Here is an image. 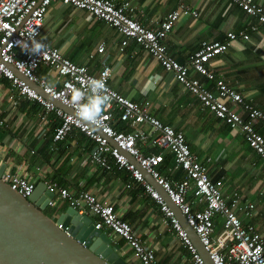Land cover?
<instances>
[{"label": "crops", "instance_id": "obj_1", "mask_svg": "<svg viewBox=\"0 0 264 264\" xmlns=\"http://www.w3.org/2000/svg\"><path fill=\"white\" fill-rule=\"evenodd\" d=\"M126 1L130 14L147 28H156L180 3L198 12L197 18L181 16L164 41L167 55L179 63H186L202 42H223L228 33L245 32L249 22L256 21L226 0ZM254 2L264 10V0ZM43 36L64 57L86 66L91 73L107 65L113 90L134 102H148L156 118L182 132L191 151L207 166L211 180L221 182L220 191L225 199L231 202L238 197L239 206H254L250 217L240 212L239 217L264 234V171L258 156L243 141L241 130L230 129L203 109L171 73L133 41L120 51L121 35L85 11L53 2L45 16ZM100 46L104 48L102 53L97 52ZM209 66L216 79L223 80L246 102L264 112V28L250 33L248 41L238 37ZM38 76L49 83L54 81L51 70L44 67L39 69ZM195 76L213 89L214 82ZM40 113L36 102L18 96L8 81L0 80V118L10 125L8 130L0 131V157L7 165L5 172L27 175L42 194L47 190L45 183L52 181L74 193L89 192L99 201L114 205L141 241L153 249L157 264H193L177 234L143 188L136 183L131 189L125 188L129 181L127 172L115 166L105 170L93 165L89 157L93 144L77 130L60 144L53 143L58 120L51 115L44 123ZM114 127L132 131L119 121L114 122ZM137 129L147 135L146 142L139 145L141 151L146 155L160 153L151 144V129L147 125ZM258 131L264 136V125L259 124ZM162 153L170 159L167 168L162 165V175L172 183L179 181L182 172L175 169L169 152ZM188 200L193 202L194 209L203 208V202L193 195ZM46 208L54 215L55 209L62 212L68 205L59 202L56 208ZM84 215L93 223L97 221L88 211ZM221 231L222 220L216 217L214 232ZM102 232L126 264H140L123 240L107 229Z\"/></svg>", "mask_w": 264, "mask_h": 264}, {"label": "built area", "instance_id": "obj_2", "mask_svg": "<svg viewBox=\"0 0 264 264\" xmlns=\"http://www.w3.org/2000/svg\"><path fill=\"white\" fill-rule=\"evenodd\" d=\"M226 1L256 21H250L245 32L228 33L223 42H202L186 63H179L167 55L164 41L181 16H199L195 9L186 4L180 3L156 28H147L130 14V4L126 0H0V80L8 81L18 96L36 102L41 108L39 116L44 123L51 115L57 118L53 143L60 144L73 130H77L93 144L89 153L93 165L105 170L115 166L127 172L129 181L125 188L131 189L134 183L143 188L177 234L193 264L205 263L163 197L144 179L142 171L155 180L180 210L213 264H264V234L251 224L243 223L239 217V212L250 217L254 206H239L238 197L228 202L220 191L221 182L211 180L207 166L191 151L182 132L156 118L148 102H134L110 87L111 70L107 65L103 64L97 73H91L86 66L64 57L43 36L45 16L53 2L89 13L121 35L120 51L133 41L150 54L164 71L171 73L203 109L230 129L241 130L243 141L258 156L264 171V136L258 131L259 124L264 125V112L246 102L223 80L216 79L209 66L210 61L227 52L238 37L248 41L250 33L264 28V10L254 0ZM33 39L44 45L39 55L26 53L16 43L23 40L31 44ZM103 51V46L97 49L98 53ZM42 67L51 70L53 83L38 76ZM13 69L45 94L85 118L87 123L45 100L21 81ZM195 75L214 82L213 89H208ZM116 121L126 124L132 131L116 130ZM140 125H147L151 129V144L160 149V153L146 155L141 151L139 145L146 142L147 135L137 129ZM9 128L8 121L0 118V131ZM109 140L116 146L111 145ZM162 152H169L175 169L182 172L179 181L172 183L162 175L165 159ZM128 156L133 162L129 161ZM36 170L39 171L38 168ZM2 180L25 198L35 189L34 182L27 175L4 172ZM45 184L47 190L54 194L46 207L56 208L59 202H65L81 215L88 211L97 219L95 229H107L123 240L140 264H157L153 249L141 241L131 226L118 215L113 204L99 201L86 191L74 193L53 181ZM190 195L203 202L202 209L192 207L193 202L188 200ZM216 217L222 220L220 234L214 232Z\"/></svg>", "mask_w": 264, "mask_h": 264}, {"label": "water", "instance_id": "obj_3", "mask_svg": "<svg viewBox=\"0 0 264 264\" xmlns=\"http://www.w3.org/2000/svg\"><path fill=\"white\" fill-rule=\"evenodd\" d=\"M12 71L55 107L87 123L85 118L45 94L20 72ZM109 142L116 146L112 140ZM128 159L133 162L131 157L128 156ZM6 167L0 157V264H126L111 247L110 239L102 230L95 229L90 217L79 214L72 207L62 212L55 209V214L49 216L44 210L54 194L48 190L42 194L35 188L29 197L21 196L2 180ZM142 173L144 179L163 197L204 263L213 264L180 210L155 180L146 172Z\"/></svg>", "mask_w": 264, "mask_h": 264}, {"label": "clouds", "instance_id": "obj_4", "mask_svg": "<svg viewBox=\"0 0 264 264\" xmlns=\"http://www.w3.org/2000/svg\"><path fill=\"white\" fill-rule=\"evenodd\" d=\"M26 53L32 55H39L44 48V45L38 41L32 40L29 44L27 41H17L16 42ZM98 118V117H97Z\"/></svg>", "mask_w": 264, "mask_h": 264}, {"label": "trees", "instance_id": "obj_5", "mask_svg": "<svg viewBox=\"0 0 264 264\" xmlns=\"http://www.w3.org/2000/svg\"><path fill=\"white\" fill-rule=\"evenodd\" d=\"M116 130H118V131H124V129L122 128V127H119V128H115ZM165 161H164V168H167L168 167V165H169V163H170V159L169 158H167V157H165V159H164ZM213 181V180H212ZM215 182V181H214Z\"/></svg>", "mask_w": 264, "mask_h": 264}, {"label": "rangeland", "instance_id": "obj_6", "mask_svg": "<svg viewBox=\"0 0 264 264\" xmlns=\"http://www.w3.org/2000/svg\"><path fill=\"white\" fill-rule=\"evenodd\" d=\"M44 212L46 214H48L49 216H52L53 215L52 212L50 210H48L47 208H45Z\"/></svg>", "mask_w": 264, "mask_h": 264}]
</instances>
